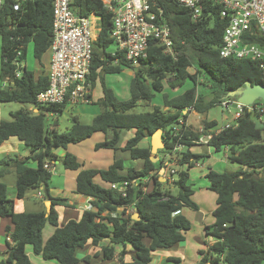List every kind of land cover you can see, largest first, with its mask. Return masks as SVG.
I'll use <instances>...</instances> for the list:
<instances>
[{
	"label": "trees",
	"instance_id": "obj_1",
	"mask_svg": "<svg viewBox=\"0 0 264 264\" xmlns=\"http://www.w3.org/2000/svg\"><path fill=\"white\" fill-rule=\"evenodd\" d=\"M79 14L91 13L100 18V31L94 43L93 59L90 68L92 83L100 80L103 97L98 101L102 112L92 119L90 124L80 123L72 117L71 127L59 133L56 130L57 118L65 108L62 105H41L37 95L48 87L45 75L34 78L32 70L22 66L26 59V47L32 44L33 57L40 61L49 49L52 37L51 0H25L18 10L12 9V1L6 0L0 8V102L25 105L10 114V120L0 121V145L14 137L29 148L33 155L19 159L6 156L2 165L15 173V188L21 198L28 190H36L51 200L48 213H16L13 201L8 198L7 186L2 181L6 168L0 169V218H10L12 228H6L7 257L0 264H31L25 253V246L31 245L36 255L43 259H55L59 264H84L88 258L79 260L76 252L91 241L96 246L101 240L108 239L109 245L101 249L106 261L117 253L116 264H150L153 252L169 249L184 240V233L190 229V222L180 214L182 207L196 209L191 200L192 189L188 184L187 170L205 156L194 154L190 148L195 145L207 129L216 126L215 121L203 120V132L193 131L182 126L180 137H172L171 131L179 120L186 121L185 109L193 107L197 113L205 114L212 107L230 100L242 90L247 82L252 85H264L254 62L249 60L224 59L219 56L223 29L226 19L221 18L220 8L207 3L201 18L193 20L190 12L172 0H161L160 6L171 30L174 44V56L165 54L161 47L151 44L148 55L138 67L128 66L122 59L113 65L115 59L108 48L112 44L109 38L112 31V15L107 12L99 0H76ZM195 67L210 84H202L197 75L188 71ZM123 68L133 70L130 82V98L121 101L104 84L103 75L120 73ZM19 73V77L16 76ZM169 88L190 86L180 95L169 98L162 95L163 107L154 106L152 111L133 113L131 110L139 102H151L154 92L161 93L164 83ZM203 91L198 92V86ZM152 89V91H151ZM257 102L264 104L262 101ZM54 115L50 120L48 116ZM50 119V118H49ZM256 115L245 110L236 121V126L213 135L208 145L219 153L228 149L227 160L239 166L234 172L209 171L206 175L209 189L216 196V209L213 211L215 222L206 227V233L217 241L203 256L200 264H264V125L257 127ZM132 130L123 151H129L132 160H142L143 167L135 170L130 167L126 175L123 161H114L107 169H82V163L73 155L65 154L63 167L69 171H78L75 192L92 198V209L83 212L78 221L69 220L64 226L57 225V214L52 205L62 204L63 200L53 199L49 195L51 173L44 164H52L57 159L54 150L66 148L89 139L96 133L112 132L110 140L95 145V149H116L119 132ZM157 130L162 132L163 154L173 152L177 145L183 150L178 152L176 163L186 170L177 173L172 182L166 178L150 176L151 172L163 165L164 159L152 163L149 159L151 146L139 148V143L150 138ZM34 164V166H31ZM149 177V182L142 180ZM98 178L101 183H96ZM138 183L126 189L123 197L111 184ZM152 184L150 191L144 187ZM169 186V188H168ZM176 189V193L171 192ZM132 206L139 215L138 220L132 214L126 215V207ZM121 209V210H120ZM55 227L54 232L42 243V230L46 223ZM128 247L133 254L131 261H125ZM168 262L178 263L177 258H168Z\"/></svg>",
	"mask_w": 264,
	"mask_h": 264
},
{
	"label": "built area",
	"instance_id": "obj_2",
	"mask_svg": "<svg viewBox=\"0 0 264 264\" xmlns=\"http://www.w3.org/2000/svg\"><path fill=\"white\" fill-rule=\"evenodd\" d=\"M6 0H0V8ZM12 9L18 10L20 3L25 0H11ZM76 0H51L52 2V37L49 46L50 61L45 76L48 87L37 95V103L41 105H62L75 107L89 104L93 90L90 79V68L93 59L94 43L100 31V18L91 13L89 16L79 14ZM103 8L112 15V31L109 38L112 44L108 48L117 65L122 59L131 67H138L148 55L151 44L161 47L165 54L174 56V44L171 30L160 6L161 0H99ZM187 9L193 20H198L205 5L210 3L220 8L221 18L226 19L223 29L219 56L224 59L249 60L255 63L261 79L264 81V0H172ZM19 77V73H16ZM234 104L236 112L231 122L218 129L210 130L195 141L205 143L213 135L224 129L236 126V121L245 110L256 115V120L264 125V104L255 101L252 105L244 106L237 99L223 101L219 104L228 111ZM194 112L193 107L185 109L187 115ZM185 120H179L171 131L172 137H180L179 132ZM203 129L200 130L202 132ZM183 150L177 145L170 156L150 176L170 179L176 173V152ZM44 169L53 172V165L46 162ZM171 180V179H170ZM169 180V181H170ZM138 179L111 184L126 196V189L136 185ZM149 182V177L142 180V184ZM145 191V187H144ZM40 197V192L37 193ZM92 209V207L90 208ZM89 209V210H90ZM121 210V209H120ZM125 214L134 212L132 206L126 207Z\"/></svg>",
	"mask_w": 264,
	"mask_h": 264
},
{
	"label": "crops",
	"instance_id": "obj_3",
	"mask_svg": "<svg viewBox=\"0 0 264 264\" xmlns=\"http://www.w3.org/2000/svg\"><path fill=\"white\" fill-rule=\"evenodd\" d=\"M29 49V45L26 47V54ZM49 54L47 57V61H44V55ZM37 64L33 67L32 72L34 74V78L37 79L40 75H45V71L48 69V64L50 61V51L49 49L42 55L40 61L36 60ZM22 66L27 67V64L24 62ZM29 69V67H27ZM31 70V69H29ZM126 70H131L129 68H123V70L120 73H109L104 74L103 80L104 84L107 88L111 89L115 97L121 101L128 100L130 98V90L129 86L128 88L123 89L120 93H117L114 89L112 82L108 80L109 75H115V74H121ZM99 79H96L93 83V90L91 95V102L89 104H81L75 107H66L64 111H67L68 109H71V117H76L77 120L80 122V117L83 116H89L92 119L99 115L102 112L101 106L98 104V101L103 97L102 94V88ZM185 85L190 86L189 83H185ZM184 85V86H185ZM1 86V84H0ZM178 87L176 90H174L173 95H169V98L177 97L178 95L182 94L187 88L184 89V91L181 92L182 88L184 87ZM169 88L168 85L166 86L164 83V87L161 93L154 92V98L156 96H159L161 100L158 102L157 106H160L163 108L164 111L167 110V108L163 107V100L162 95L164 93V89ZM153 98V99H154ZM152 99V100H153ZM140 104L145 103L148 104L150 102L142 101L139 102ZM138 103V104H139ZM210 110V109H209ZM208 110V111H209ZM207 111V112H208ZM207 112L205 114H207ZM196 114L197 112H193ZM192 113L188 115L185 126L188 128H191L193 131L200 132L201 129L204 130V127L202 125L203 120H206L207 122L215 121L216 126L212 128H208L207 132L210 130H215L218 128H221L222 126L218 125V122L214 119H208L204 118L201 120L200 125H198V128H193L190 124L189 120ZM50 119L54 118V115L49 114L48 116ZM1 121V120H0ZM58 121V118H57ZM81 123V122H80ZM50 125V122H49ZM52 124L49 126L52 128ZM58 128V125L56 127V130ZM123 131H127L129 134V138H131L134 134V131L130 130H122L119 134V141L117 143L116 149H109V148H102V149H95V145L97 143H100L102 141L110 140L112 138V132L109 131L106 134L102 133H96L93 136H91L89 139H86V141H93L96 142V144L91 145L90 149L92 148L93 160H87L83 156V151L81 147H83V143L86 141H82L77 144H70L66 148L62 149L59 148L57 150L53 151V154L56 155L57 159L53 163V172L51 173V178L49 182V195L53 199H60L63 200L62 204H54L52 205V208L57 214V225L59 227L64 226L69 220H75L78 221L83 212L86 210H89L91 206L92 198L87 197L82 194H78L75 192V185H76V176L78 174V171H69L66 170L64 167L61 168L60 166H56V162L65 156V154H71L75 156L81 163H82V169H98V170H105L107 169L114 161L122 160L123 161V167L124 169L119 171L118 173L120 175H126L127 170L132 167L135 170H140L143 167V161L142 160H132L130 157L129 151H123L122 147L126 143V140L121 137V134ZM203 132V131H202ZM97 134H100L97 136ZM190 151L194 154H199L202 156H205L201 161L195 164L193 168H190L187 170L188 173V184L190 185V181H192L193 173L198 172L200 176H202L203 179H206L205 187H202L201 189V199L200 195H191V198H193V202L196 204L197 208L192 209L189 207H182L180 210V214H182L191 224V227L189 230H187L184 233V240L169 248V249H162L157 250L153 252L152 259L150 264H200L203 256L209 252V248L216 243V239L212 236L207 235L206 233V227L211 226L214 224L215 219L213 217V211L216 209V194L209 189V181L206 178V175L209 171L213 170L215 166L218 165V163H227L229 162L227 160L228 156V149H225L222 152H215V149L208 144L205 143H196L195 145L190 148ZM0 154H3L5 156H11L12 154L17 156L19 159L28 158L33 155L32 151L29 148H26L21 141H19L17 138H10L6 141H4L0 145ZM215 154H222L220 159L214 158ZM166 161V160H165ZM62 163V161H59ZM49 163V162H48ZM31 166L33 167L34 164ZM63 166V164H62ZM182 170H186V167L183 166L181 168ZM7 172L4 175H11L13 174L15 177V173L11 168H6ZM236 171V170H235ZM218 172V171H216ZM219 173V172H218ZM3 177V178H4ZM170 181H173V178L170 176ZM96 183H101V181L96 178ZM7 186V185H6ZM204 186V185H203ZM152 188V184L149 183L147 187H145V190L148 192ZM174 189V188H171ZM210 191H209V190ZM7 192H8V198L13 201V210L16 213H24V212H38L41 210H45L47 212V208L45 206V203L47 201L50 202L51 200H47L44 197V194L40 192V197H37V193L39 191L36 190H28L24 193V195L19 198L17 195V190L15 188V179L14 184L10 187L7 186ZM200 192V191H199ZM173 193V192H172ZM176 193V192H175ZM173 193V194H175ZM29 198L34 200V203H30ZM51 206V205H50ZM191 209V210H190ZM135 212L132 213V215ZM47 224L51 226V228H47ZM12 223L10 218H0V259H6L7 257V242L10 241L9 237L6 236V228H12ZM55 227L51 225L50 223H46L43 227L41 238L42 243L45 244L46 241L49 239V237L54 232ZM109 245V240L104 239L101 240L98 245L94 246L92 245L91 241H89L83 249H80L76 252V257L79 260H83L84 258H88V261L84 264H116L118 262V255L117 253L114 255L113 259L110 261H106L103 258V254L101 252V249L105 246ZM25 253L28 256L31 264H35L34 262L42 261V264H53L55 262L56 264H59L58 261L55 259H43L41 255H36L33 252V248L31 245L25 246ZM34 255V258H31V256ZM133 254L131 252V248L128 247L127 253L124 255L125 261H131ZM168 258H177L180 260L178 263L174 262H168ZM205 264H211L210 262H207Z\"/></svg>",
	"mask_w": 264,
	"mask_h": 264
},
{
	"label": "rangeland",
	"instance_id": "obj_4",
	"mask_svg": "<svg viewBox=\"0 0 264 264\" xmlns=\"http://www.w3.org/2000/svg\"><path fill=\"white\" fill-rule=\"evenodd\" d=\"M28 45H29V49H28L27 54H26L25 63L27 64V67H29V69L32 70L33 67L37 64L36 63L37 61L33 57V47H32V44L31 43H28ZM48 55H49L48 53H47V55H44V61H47ZM188 71H189V73L191 75H197L195 67H190L188 69ZM133 73H134L133 70H129V71L126 70V71H124L121 74L109 75L108 76V80L110 82H112V85H113L114 89L116 90V92L121 94V91H123V89H125V88H128V86H129V90H130V82H131V79L133 77ZM197 77H198V81L200 83L207 85V87L209 88L210 84L207 82V80L205 79V77L202 74H198ZM0 84H1V82H0ZM165 85L167 86L166 82H165ZM187 87H188V85H185L182 88L181 92L184 91V89L187 88ZM197 89H198V92L200 93V92L203 91V86L202 85H199ZM174 90H176V88H174V89H172V88H165L163 94L166 95V96H168V94L169 95H173L174 94ZM151 91H152V89H151ZM237 97L238 96L235 94V95H231L229 97V99H230L231 102H233L234 100L237 99ZM160 100H161V98L159 96H156L150 103H148V104H145V103L140 104L139 103L131 111L133 113L150 112V111H152V109H153L154 106H157L158 105V102ZM24 106L25 105L20 104V103H2V102H0V120H10V114L13 113V112H15V111H17V110H19V109H21ZM228 109H229L228 111L223 110L222 107H220L218 105L216 107H212L207 112V114H202V113H196V114H194V113H192L189 122H190V124L192 125L193 128H198V125H200L201 120L204 119V118H208V119H214V120H216L218 122V125L224 126L227 123H229V122L232 121L233 114L236 112V107H235L234 104H231ZM162 110H163V108H162ZM70 114H71V109H68L67 111H64L61 115L58 116V128H57V131L59 133L66 132L71 127V124H72L71 118L72 117H71ZM50 120L51 119L48 118V121L49 122H50ZM80 122L82 124H87L88 125V124H90L92 122V118L89 117V116H83L82 115L80 117ZM99 135L100 134H97V136H99ZM121 137H123L122 138V141H123V139L126 140L130 136L127 133V131H123L122 134H121ZM150 142H151V137L150 138H146L143 141H141L138 146H139V148H144V147H147L150 144ZM261 142H264V134H263V138H262ZM83 144H84L83 147H81V149L83 151V156L87 160H90V159L93 160L94 153H92V148L90 149V147H91V145H93V147H94V145L96 144V142L86 141ZM174 153L175 152H172L169 155L168 153L163 154L162 152H158V156L160 158L163 157L164 162H165V160H168V158L170 156H173ZM177 153L178 152H176V155H178ZM221 155L222 154H215L214 155V158L220 159L221 158ZM12 156H15V155L12 154ZM5 158H6L5 155L0 154V169L6 168L4 165H2V161ZM59 161H62V158H60L56 162V166L57 167L60 166L61 168H63L62 163L59 162ZM182 167L183 166H177V167H174V168H175L176 172H179V171L182 170L181 169ZM213 169L215 170V172L218 171L219 173H221V172H234L235 170L239 169V166L237 164L231 163V162H227V163H224V164L223 163H218V165L215 166ZM198 172H200V171H197V172H194L193 173V177H192L193 180L189 182L190 183V187L192 189V196L193 195L199 196L200 193H201L202 187H205V184H206V181H205L206 179H203L202 176H200V174ZM171 177L173 178V180H175L177 178V173L171 175ZM14 179H15L14 175L11 174V175H6L2 179V181L8 187H10L11 185L14 184ZM168 188H169V186H168ZM170 190L173 193L176 192V189H170ZM200 199H201V195H200ZM29 200H30L29 201L30 203H34V200H32L30 198H29ZM191 200L193 202V198H191ZM46 226H47V228H51V226L49 224H47ZM31 258H34V255H32ZM36 261L37 262H34L35 264H42L41 263L42 261H38V260H36ZM53 264H56V263L53 262Z\"/></svg>",
	"mask_w": 264,
	"mask_h": 264
},
{
	"label": "water",
	"instance_id": "obj_5",
	"mask_svg": "<svg viewBox=\"0 0 264 264\" xmlns=\"http://www.w3.org/2000/svg\"><path fill=\"white\" fill-rule=\"evenodd\" d=\"M237 97V102L244 105V106H249L252 105L255 101H262L264 103V85L257 84V85H252L250 82H247L245 87L238 91L236 93ZM258 128L261 127L260 124L257 125ZM162 132L161 130H157L152 136H151V150H150V155L149 159L152 163H156L159 160V156L157 155L158 150L164 149V144L161 139ZM50 202L47 201L45 203V206L47 208V212L50 210ZM132 218L134 220L139 219V215L137 213H134L132 215Z\"/></svg>",
	"mask_w": 264,
	"mask_h": 264
}]
</instances>
